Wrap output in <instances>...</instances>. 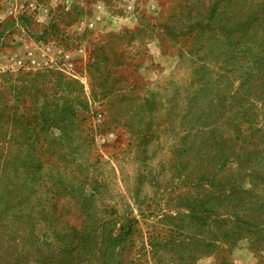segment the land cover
Instances as JSON below:
<instances>
[{"label": "rangeland", "instance_id": "1", "mask_svg": "<svg viewBox=\"0 0 264 264\" xmlns=\"http://www.w3.org/2000/svg\"><path fill=\"white\" fill-rule=\"evenodd\" d=\"M102 1L0 67V264H264V0Z\"/></svg>", "mask_w": 264, "mask_h": 264}, {"label": "crops", "instance_id": "2", "mask_svg": "<svg viewBox=\"0 0 264 264\" xmlns=\"http://www.w3.org/2000/svg\"><path fill=\"white\" fill-rule=\"evenodd\" d=\"M74 1L86 2V0H30L32 6L23 10L20 9L21 6L18 7L19 10L14 8L10 14L0 10V16L4 14L0 21L2 22L0 24V67L13 70L23 66L37 67L45 64L56 52L62 50V46L51 36V32L54 31L51 29L50 22L53 10H56L58 6L63 8L61 19L69 21L72 17L75 22V24L70 23L65 30L67 31L65 34L69 37L66 42L83 32L88 21H94L93 24L99 21L98 26L106 24L104 17H107L106 10L109 8L102 0H92L94 5L88 12L87 9L80 7L81 5H78V9H71Z\"/></svg>", "mask_w": 264, "mask_h": 264}, {"label": "trees", "instance_id": "3", "mask_svg": "<svg viewBox=\"0 0 264 264\" xmlns=\"http://www.w3.org/2000/svg\"><path fill=\"white\" fill-rule=\"evenodd\" d=\"M29 136H31V137H33V136H35V130L34 129H27V132H26ZM6 134V133H5ZM6 136V135H5ZM20 139V138H19ZM18 139V140H19ZM15 140H17V139H15ZM263 226V225H262ZM263 229H264V227H263Z\"/></svg>", "mask_w": 264, "mask_h": 264}]
</instances>
